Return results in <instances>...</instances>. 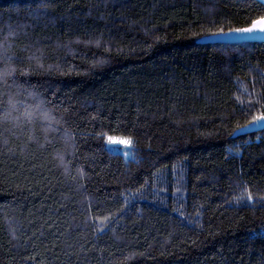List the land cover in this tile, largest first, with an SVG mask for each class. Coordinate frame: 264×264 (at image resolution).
<instances>
[{"label":"trees","instance_id":"trees-1","mask_svg":"<svg viewBox=\"0 0 264 264\" xmlns=\"http://www.w3.org/2000/svg\"><path fill=\"white\" fill-rule=\"evenodd\" d=\"M262 18L256 0H0V264H264V131L234 138L264 115V44H200ZM50 129L94 137L86 187Z\"/></svg>","mask_w":264,"mask_h":264},{"label":"rangeland","instance_id":"rangeland-1","mask_svg":"<svg viewBox=\"0 0 264 264\" xmlns=\"http://www.w3.org/2000/svg\"><path fill=\"white\" fill-rule=\"evenodd\" d=\"M94 137L77 135L66 131L50 129L47 132V147L57 151L68 169L76 185L87 186L89 168L93 154ZM109 146L125 156H131V146L127 140L115 138L109 140ZM3 188L0 189V193ZM192 198L195 203L203 206V211L195 227L203 234L212 230L214 224H221L223 209V186L208 184L194 186Z\"/></svg>","mask_w":264,"mask_h":264},{"label":"water","instance_id":"water-1","mask_svg":"<svg viewBox=\"0 0 264 264\" xmlns=\"http://www.w3.org/2000/svg\"><path fill=\"white\" fill-rule=\"evenodd\" d=\"M259 3L260 0H256ZM264 5V3H261ZM264 28V18L255 21L250 27L246 29H252V32H245L242 30H234L223 34L212 35L203 38L200 41L202 45H240V44H264V33L259 30ZM254 36L259 38H253ZM260 118L253 123L239 129L235 134L234 138H239L242 136L252 135L264 131V127L256 126L260 124Z\"/></svg>","mask_w":264,"mask_h":264},{"label":"snow or ice","instance_id":"snow-or-ice-1","mask_svg":"<svg viewBox=\"0 0 264 264\" xmlns=\"http://www.w3.org/2000/svg\"><path fill=\"white\" fill-rule=\"evenodd\" d=\"M260 2L261 3H264V0H260ZM242 31L251 33L252 32V29H245V30H242ZM259 31L261 33H264V28H261ZM253 38H259V37L254 36ZM260 121H261L260 124H258L256 126L264 127V115L261 116ZM124 154H127V153H124Z\"/></svg>","mask_w":264,"mask_h":264}]
</instances>
